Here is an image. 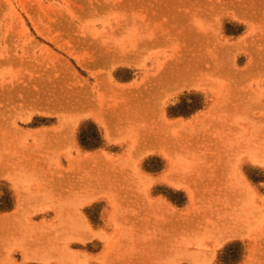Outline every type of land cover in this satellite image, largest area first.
I'll return each mask as SVG.
<instances>
[{"label": "rangeland", "instance_id": "obj_1", "mask_svg": "<svg viewBox=\"0 0 264 264\" xmlns=\"http://www.w3.org/2000/svg\"><path fill=\"white\" fill-rule=\"evenodd\" d=\"M0 264H264V0H0Z\"/></svg>", "mask_w": 264, "mask_h": 264}]
</instances>
